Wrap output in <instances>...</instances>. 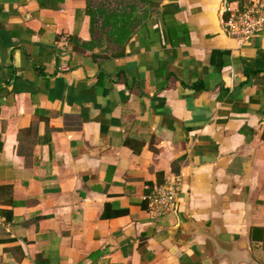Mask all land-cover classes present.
I'll return each instance as SVG.
<instances>
[{"label": "crops", "instance_id": "crops-1", "mask_svg": "<svg viewBox=\"0 0 264 264\" xmlns=\"http://www.w3.org/2000/svg\"><path fill=\"white\" fill-rule=\"evenodd\" d=\"M144 1L111 54L85 0H0V264H264V31Z\"/></svg>", "mask_w": 264, "mask_h": 264}, {"label": "trees", "instance_id": "trees-1", "mask_svg": "<svg viewBox=\"0 0 264 264\" xmlns=\"http://www.w3.org/2000/svg\"><path fill=\"white\" fill-rule=\"evenodd\" d=\"M34 1L40 8H56L61 0ZM144 3V0H85L89 40L80 44L89 49L96 46L107 53H119L140 22Z\"/></svg>", "mask_w": 264, "mask_h": 264}, {"label": "built area", "instance_id": "built-area-1", "mask_svg": "<svg viewBox=\"0 0 264 264\" xmlns=\"http://www.w3.org/2000/svg\"><path fill=\"white\" fill-rule=\"evenodd\" d=\"M228 13L224 29L233 37L246 38L264 31V0H243L240 5L225 7ZM178 182L165 180L154 185L146 196V210L151 219H157L174 204Z\"/></svg>", "mask_w": 264, "mask_h": 264}, {"label": "water", "instance_id": "water-1", "mask_svg": "<svg viewBox=\"0 0 264 264\" xmlns=\"http://www.w3.org/2000/svg\"><path fill=\"white\" fill-rule=\"evenodd\" d=\"M215 242L217 243V246L219 247H223V245L220 243V242H218V240H215Z\"/></svg>", "mask_w": 264, "mask_h": 264}]
</instances>
